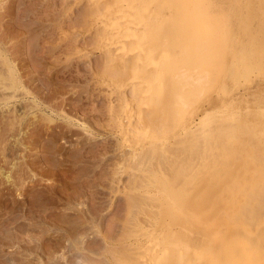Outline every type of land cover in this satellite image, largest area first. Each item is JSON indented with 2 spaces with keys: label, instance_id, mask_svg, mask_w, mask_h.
Wrapping results in <instances>:
<instances>
[{
  "label": "rangeland",
  "instance_id": "rangeland-1",
  "mask_svg": "<svg viewBox=\"0 0 264 264\" xmlns=\"http://www.w3.org/2000/svg\"><path fill=\"white\" fill-rule=\"evenodd\" d=\"M238 1L195 0V38L186 41L187 50L173 59L170 67L175 70L186 58L208 61L203 70L209 82L201 91H195L192 101L199 106L200 115L210 114L207 117L213 123L218 120L215 116L222 97H236L241 104L251 105L249 110L253 111L242 112L248 115L241 117L256 126L243 136L247 150L239 152L242 161L217 165L198 161L196 170L188 173L184 187H166L167 198L177 206L153 205L148 200L140 208L137 203L144 200L133 192L135 178L125 175L132 172V167L137 170L133 166L136 160L126 157L128 152L120 151L117 139L110 133L118 104L114 96H107L109 92L98 85L97 76H108L111 71L104 64L107 55L93 51L97 40L92 39L97 35L89 30L87 2L0 0V264H126L125 257L132 258L128 260L132 262L136 259L129 242L135 234L128 228L136 230L138 223V229L146 228L153 222L155 229L164 224L180 227L166 233L172 250L183 253L181 259L172 257L170 264H221L226 259L234 260V264L264 263V215L253 216L247 208V214L253 218L248 219L253 231L234 222L247 202L258 194L259 199L260 193L255 192L261 190L264 182V45L260 44L264 42V27L260 29L264 7L255 11L257 5L250 4L260 6L264 1ZM248 24L253 32L248 30ZM121 77L118 81L124 80ZM131 94V90L126 92L127 96ZM240 94L243 96L239 97ZM174 121L172 113H167V126L174 125ZM217 135L213 136V143L222 138ZM253 139L259 146L255 152L248 150L254 146ZM253 156L259 157V161ZM125 159L130 164H123ZM116 164L126 168L117 171ZM114 170L122 172V179L120 173L115 177L118 173ZM116 180L119 181L115 183ZM244 195L249 197L244 200ZM129 196L130 200L134 198L133 204ZM136 196L141 198L135 200ZM258 202L252 201V205ZM261 203L254 205V213L264 205V201ZM149 207L154 212H149ZM138 209L141 212L136 215ZM143 209L152 214L150 221L146 216L149 213L145 214ZM261 209L260 212L264 210ZM133 213L136 216L131 222L129 215ZM220 213L226 215L223 220ZM257 216H262V221L255 220ZM221 229L224 232L217 234ZM237 231L242 233L252 256L232 254V243L226 237ZM123 238L127 239L122 242ZM259 246L261 249H257ZM258 252L261 257H255Z\"/></svg>",
  "mask_w": 264,
  "mask_h": 264
},
{
  "label": "bare ground",
  "instance_id": "bare-ground-1",
  "mask_svg": "<svg viewBox=\"0 0 264 264\" xmlns=\"http://www.w3.org/2000/svg\"><path fill=\"white\" fill-rule=\"evenodd\" d=\"M76 1L82 2V4L83 1H85L87 2L86 5H88L89 7V12H90L89 20H88L89 30L95 32L97 35L95 39H92V40H97V43L94 44L95 47L93 48V51L102 53L104 57L105 54L107 55L105 57L106 62L104 61L105 62L104 64L105 67L106 68L108 67V69L111 71V74L107 73L108 76H106L105 73H102V75L97 76V78L99 77L97 81H99L98 85L101 84L109 92V94L105 92L107 96L108 95L114 96L118 104L117 112L114 113L112 117L114 118V128L111 131L110 129L108 131H110L112 138L115 137L117 139L116 141H118V144L116 146L118 147L119 145L120 151H123V154H126V152H128L130 155L128 154V156L126 157L131 156L134 160H136L135 162L134 160H131L132 158L128 159L130 160V162L133 161L131 162V165L134 164L135 162L133 166H135V168L137 167V170L134 169L136 171V174L134 173L135 171L133 170V167L131 165L129 167H132L130 168L132 169V172L131 170L128 169V165L130 163L128 162L127 159H125L127 162H125L124 160L122 162H124L123 164L129 163L126 166H127V170H129L131 173H128L127 170L125 169L126 171L125 170L124 171L127 172V174H125L126 177L129 174H131L133 177L129 175L130 176L129 178L131 177L132 179L135 178L133 179V181L134 180L136 181L135 183L136 189L135 191H133L134 194L136 193V195H140L142 197V200H144V202L141 200L142 203L139 204L137 203V207L139 205L140 208H144L145 203L148 200L152 201L153 203L151 202L150 203L153 205H155V203L159 204V206L160 204H162L161 206L163 205L171 206L173 204L175 205V203L172 202L173 201L172 199L167 198V195L169 197V194H167L166 187L169 185L175 186V188L184 187L188 173L194 172L196 170L197 168L196 165L198 164V161H204L205 163H213L216 165L219 162H224V161H229L233 163L235 162L238 163L242 161L241 160L242 157L239 152L242 150L243 151L247 150V148L243 147V143H242L243 136L246 134L245 133L246 130H251L253 129L254 126H256L255 123L253 125L250 120L241 117L242 115H244V113L242 114V112H246L247 110L249 112L253 111L252 109L251 111L249 110V106L251 107V105L241 104L240 101L236 100V97H234L233 99H231L232 97L230 99L220 97L221 98L220 107H218L219 117L217 114L215 118L217 117L218 120L216 122L214 121L215 123H213L209 118L210 116L207 117L209 113L205 112L203 116L200 115L199 106H196L192 101L193 96L196 94L195 91H201V89L207 85V82H209L208 75L205 72V70H203V68L209 64L208 61L206 62L202 59L193 60L191 58L189 59L186 58L183 62H181V64L175 70H172L173 68L170 67L172 60L173 59L176 60L179 56L183 55L184 52L187 50V48H185L184 46L185 44H187L186 41L193 40L195 38L194 32L198 28L197 23L194 21L192 17L194 14L193 11H194L195 0H183V2L182 0H76ZM258 1L261 2L260 0ZM74 3H76L75 0ZM250 4L252 5V7L254 5H257V9L255 11L263 10L262 6L264 7V3L260 4V6H258L257 3L256 4L250 3ZM75 5L76 4H74V7ZM247 12L248 11L246 10V13ZM249 12L251 11L249 10ZM249 12L248 14H250ZM259 20L260 19H258V22H260L262 19L260 21ZM263 25L260 26V29L264 27ZM249 27L248 30L249 31L252 30L251 32H253V28L250 27L249 29ZM81 29L84 30L85 28H81ZM249 31L247 33L248 36L251 33V32L249 33ZM87 33L89 32L87 31ZM91 35H93V37L95 36L94 33ZM251 36H253V34H251ZM262 36L261 37L263 40L264 35ZM255 38L258 39L259 36L258 37L255 36ZM257 39H255L256 42ZM261 43L264 45L263 41H261L260 44ZM178 49L181 50L179 53H178L179 51ZM254 49H256V46L254 47ZM174 51L176 52L174 53ZM81 53L83 54L82 51ZM104 71L109 72L106 69ZM119 76H122L121 78L124 80L118 81L117 78H119ZM9 82L10 81H8V84ZM101 85L100 88L102 87ZM12 86L15 87V83ZM12 86L10 87V89L14 88V87L12 88ZM128 90L132 91V94L130 96H127L129 94L126 95V92ZM101 91L102 90H100V92ZM242 96L243 94L242 95L240 94L239 97ZM110 104H112V102ZM111 106L112 105H109V108ZM167 113L169 114L172 113V118L175 120L174 121L175 124L170 127H168L169 125L167 126L166 123ZM210 133L212 136H209ZM212 133L215 136L218 134L222 138L217 143H213L212 140L213 138L215 139V137H213L214 135ZM219 133H221L222 136ZM254 140L255 139H253L251 143H253ZM258 147L259 146L257 144H254V146L248 150L255 152L254 150H256ZM262 147L263 146H261L260 149H262ZM116 153L117 152L115 151V154ZM257 153H259V151ZM218 157L221 159H218ZM254 157L256 161H259L258 159L259 157L257 158L256 156H253V158ZM246 159L248 160V158ZM262 159H264V155ZM116 165L119 166L120 164H116ZM120 166L119 169H116L117 171L118 170L122 171L121 170L122 168H126L124 166L122 167ZM117 171H115L116 174L118 173ZM119 173L118 175H115V177L119 176ZM120 174L122 175L120 179H122L123 177L122 172ZM256 174L257 173H255V176ZM262 177L264 179V173L262 174ZM248 178L249 176L246 177L245 180L247 181ZM132 179L130 182H132ZM118 181L119 180H116V182L115 181L114 182L117 183ZM118 187H121V185ZM246 187L248 189V185ZM246 187H244V189ZM260 187H261V190H259L260 192L256 191L255 194L260 193L259 199L261 198L260 200H263L264 182ZM230 188L231 187L229 186V189ZM226 189L228 190V188ZM256 189L257 188H255V190ZM252 190H254V188H252ZM223 191L225 190L223 189ZM130 192L131 191H129V193ZM126 194H128V192ZM240 194L242 195V192ZM249 194H251L250 196H252L253 193L249 192ZM258 195L257 196L255 195L256 197L252 196V198L254 197V199L250 200L251 203L250 201L249 203L247 202V206H244L245 208H242L241 212H239L240 214H238L240 215V217L234 220V222L242 224V226L246 227L249 231H253L251 227L252 222L250 223L248 221L249 216L251 218L252 215L247 214V208H248V213L251 211L253 212V213L251 212L253 216H255L256 214L264 215L263 213L264 207H262L264 205H261L264 200L260 201L258 199ZM133 197L131 198V200L133 199L132 204L134 201ZM136 197L135 200L141 198V197H137V198ZM247 197H249V195H244L243 196L244 200ZM127 198L130 200V196ZM252 201L253 202L259 201L260 203L262 202L260 204L261 205L260 207L255 206L259 208L258 213L257 212L254 213L253 207L255 204H259V202L254 203V205H252ZM248 204L250 205L248 206ZM137 207L134 206V209H136ZM150 207L147 208L148 211L151 213L152 211L154 212V210L152 211L150 210L151 209ZM139 209L135 210L136 212L134 213L136 215L137 213H139L140 211ZM156 209L157 208H155V210ZM260 209L263 211L260 212ZM143 211L145 212V214L148 212L147 210L144 209ZM182 212L183 211H181V213ZM134 213L131 214V216H133L132 218L129 215L131 222L134 216H136ZM140 214L143 215L142 213ZM164 214H166V212ZM225 214L222 215V217H220L222 220L226 217ZM151 215L152 214L149 213V215L146 216L151 217ZM181 215H185V214L182 213ZM150 217L147 219L149 220ZM261 217L262 216H257L255 220L262 221ZM249 220H253V218ZM130 221L128 224H132ZM153 223L149 224L146 228L144 227L145 229L139 227V229H142L139 232H138L139 230L138 224L140 223L137 224L136 227L137 229L135 228L136 230H134L133 227H130L131 229L128 228L129 226L127 225L128 227H126V229L128 228L129 229V230L127 229L128 231L131 230L130 232H132L133 230V233L135 234V236H131L133 237L132 240L129 238L131 241H129V239L127 240L131 243L132 247L135 249L134 256L136 257V259L132 262L133 259L129 258L132 259L130 260L131 264H170L172 263L171 262L172 257L173 258L176 257L178 259H181L183 257L182 252L178 251L177 253L175 250H172V246L169 242L168 237L166 236L167 232L177 231L180 229V227L172 228V226L164 224L161 226L160 229H158L159 227L155 229V227L153 226L155 224ZM254 224L255 223H253V225ZM127 230H125V232ZM222 232H224V229H221L219 232H217V234ZM241 234L242 233L240 231H237L228 234L227 236L228 238L226 237L227 241L229 243H232L233 246L232 254L234 255L237 254L239 257L240 255L250 254V249H248V243H246L242 239ZM124 239L127 238H123V240L121 241L123 242ZM171 239L173 240L174 238ZM126 245H129V243L128 244L126 243ZM131 245L125 247L128 248L131 247ZM187 247L186 249L184 247V249L187 250ZM257 249H261L260 246ZM190 250L192 251V249ZM124 253L122 255H120L119 253V256H122L123 258L124 255L125 257ZM126 254L128 253L126 252ZM130 255L132 256L131 252ZM250 256L252 255L250 254ZM261 256L262 253L260 252H258L255 255V257H261ZM125 258H127V261L125 259V262H127L126 264L130 263V261H128L129 260L128 257ZM115 263L117 264V262ZM234 263H235L234 260L226 259L221 264H234ZM238 264H250V263L240 262Z\"/></svg>",
  "mask_w": 264,
  "mask_h": 264
}]
</instances>
